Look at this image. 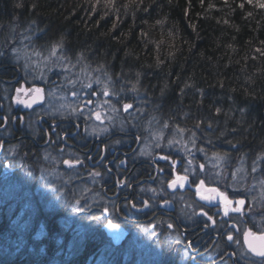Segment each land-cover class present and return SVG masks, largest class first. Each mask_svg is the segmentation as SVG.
I'll list each match as a JSON object with an SVG mask.
<instances>
[{
  "label": "flooded vegetation",
  "instance_id": "obj_1",
  "mask_svg": "<svg viewBox=\"0 0 264 264\" xmlns=\"http://www.w3.org/2000/svg\"><path fill=\"white\" fill-rule=\"evenodd\" d=\"M23 53L28 52L8 44L0 50V162L18 155L39 175L74 185L85 183L87 202H93L87 215L94 228L90 240L95 252L137 256L140 264L147 250L153 264L156 252L161 257L158 263L163 264H264V257L249 251L245 242L249 230L264 233V220L258 219L264 212L255 211L234 186L237 164L223 173L219 164L211 163L214 155L232 157L234 146H221L218 134L202 124L191 127L194 134L206 138L200 147L191 135L170 125L172 131L165 136L143 120L129 95L116 93L120 107L115 109L55 107L51 84L35 78ZM107 77L110 88H117L111 90L118 91L115 81ZM96 98L93 94L89 100ZM126 104L132 108L125 111ZM174 134L189 139L168 146ZM77 159L81 163L72 167L64 163ZM97 172L100 175H94ZM184 176L183 187L171 186ZM205 189H217L231 204ZM202 195L215 199L209 202ZM109 220L119 228H108Z\"/></svg>",
  "mask_w": 264,
  "mask_h": 264
},
{
  "label": "trees",
  "instance_id": "obj_2",
  "mask_svg": "<svg viewBox=\"0 0 264 264\" xmlns=\"http://www.w3.org/2000/svg\"><path fill=\"white\" fill-rule=\"evenodd\" d=\"M261 4L264 0H0V24L37 34L35 42L44 47L62 46L71 61L109 73L122 70L117 78L149 87L157 105L196 112L191 116L221 127L225 146L254 154L264 146ZM8 192L0 193V264H140L137 256L95 252L85 233L55 245V215L21 190ZM41 223L46 227L41 234L50 238L40 235ZM69 228L72 237L77 231Z\"/></svg>",
  "mask_w": 264,
  "mask_h": 264
},
{
  "label": "rangeland",
  "instance_id": "obj_3",
  "mask_svg": "<svg viewBox=\"0 0 264 264\" xmlns=\"http://www.w3.org/2000/svg\"><path fill=\"white\" fill-rule=\"evenodd\" d=\"M30 32L32 33L34 31ZM35 43V35H30L29 33L22 35L16 27L9 28L0 24V50L6 44L16 46L19 50H27L28 53L23 54L26 55V61L31 64L35 78L42 81H49L52 86V100L55 102V107L66 108L67 106L77 105V107L80 106L81 108L85 107L99 110L120 107L117 105V90H115L116 92L111 90L112 88H117H110V83L112 84V82H110L108 77H105V72H108L107 69L101 68L99 70L93 68L94 71H91L92 73L88 72L93 75L85 74L83 77L81 72L84 69L88 71L89 67H92L91 65L80 60H69L66 54L56 46L47 47V51H43L42 49H38L34 45ZM98 73H100V78L96 77ZM54 77L58 80L54 81ZM105 91L108 92V95H105ZM93 94L97 97L95 101L89 100ZM154 126H156L155 130L157 132L162 131V128H160L157 122ZM176 137L179 136L174 134L167 142V145L176 146V144H182L181 138ZM232 150V157L227 154H221L220 156L214 155L211 158V163L219 164L220 172L225 173L226 171L229 173L232 171V166L240 162L235 166L233 174L234 186L241 193H244V196L247 198L249 204L255 208V211L260 210L264 212V180L263 177L256 174L255 169L257 166L259 167L261 161L256 163L254 168L253 164L248 163L251 154L239 153L236 146ZM3 180H7V183L0 186L1 194L8 192L7 190L10 186L15 188L14 183H17L18 187L21 185L22 180L24 187L21 185L18 191L21 190L22 192L20 193L26 194L28 201L35 198L39 203L38 205L44 211L48 209L56 212L57 217H61V215L66 217L65 219L68 220L66 223L56 218L58 232L52 235L55 240V245H59V240H63L64 235L73 231L69 230V227L73 226L74 228L76 227L75 230L81 227L80 233H85L89 240L92 237L91 233L94 228L90 222L91 220L88 218L87 212L92 209L91 203L93 202H87L89 195L87 194L88 187L85 183L79 182L74 185L73 182L64 183L57 178L45 177L43 174L39 175L36 170H29L27 163L18 155L10 156L7 162H0V183ZM6 185L7 187H5ZM15 190L9 189V195L13 196L18 194ZM77 200H79V204L76 203ZM77 208L80 211H77ZM258 219L264 220V213L260 214ZM44 233L42 232V234ZM42 234L40 235H45ZM73 234L74 236L71 237V240H74V238L80 240L79 237L83 236L80 234L78 236L76 232H73ZM50 237L46 235V239ZM36 239L40 240V236ZM154 257L155 262H160V255L158 256L157 252L154 254ZM141 260L144 263L147 260L154 261L151 250L149 252L147 250L144 256L141 257Z\"/></svg>",
  "mask_w": 264,
  "mask_h": 264
},
{
  "label": "bare ground",
  "instance_id": "obj_4",
  "mask_svg": "<svg viewBox=\"0 0 264 264\" xmlns=\"http://www.w3.org/2000/svg\"><path fill=\"white\" fill-rule=\"evenodd\" d=\"M34 35H35V38H36L37 34H34ZM34 45L38 49H42L43 51H47V47H44L43 45H40V44H37V43H35ZM56 47H58L61 51H63L62 50V46L59 45V46H56ZM93 68L94 69L97 68V69L100 70L102 67H89L88 71L86 69H84L81 72L83 77H84L85 74L93 75V74H91L94 71ZM88 72H91V73H88ZM120 72H122V70L115 71L114 69H111L110 73H109V71L105 72V73H106V77L109 76L113 81H115L114 82L115 86L119 87V90L116 92L117 94H119V95L122 94L121 96H123V97H126V95H129L127 98H129L131 102L134 101L133 102L134 103V107L141 111V116H142L143 120H146L148 125L152 126L156 122L159 124V126H160V124L166 125V127L164 129H162L163 135H166V134H168V133H170L172 131V129L168 126V125H170L176 131L185 133L187 135H191L194 144L197 147H200V146L206 144L203 141L206 138H201V137L197 136L196 134H194V132H193V130L191 128L193 124H198V123L192 122L191 119L193 120V118L199 117L198 120L201 122V124L204 125L205 127L210 126L212 132L213 133H217L218 136H219V140L222 141V138H221V134L222 133H221V130H220V128H221L220 126L215 125V124H210V123H203V121L200 120V118H201L200 116L192 117L191 114L196 113V112H193V111H190V110H175V112H172L173 109H170L169 107L168 108H163V104L162 105H157L158 100H157L156 96L154 97V94H153L152 91H150L149 87L145 86L144 88H140V87H137V86H139L137 83H129V82H131L132 79H126V77L117 78V76L120 74ZM96 75L95 76L97 78L101 77V76H99L100 73H98ZM131 92H133V93L131 94ZM198 120L196 119V121H198ZM204 137H207V135H204ZM210 138H211L210 140H212V141H218L216 137H210ZM187 139H189V136H187L186 138H185V136H182L181 137L182 143L185 142ZM220 143H221V146L225 147L224 143H222V142H220ZM190 144H192V142L184 144V147L187 148ZM180 145H182V144H180ZM237 149H238L239 153H242V154L244 153L242 151H239V148H237ZM257 150L258 151L255 152L254 154L251 153V156L248 159L249 160L248 163L249 164H253V167L255 168L256 163L261 161L260 164H259V167L257 166V168H255V169H256V174H258L261 177H263L264 176L263 175V172H264V146L260 147ZM220 152H223V151L220 149ZM239 163L240 162H237L236 164L238 165ZM3 181H4V183H7V180L6 181L3 180ZM0 185L2 186L1 183H0ZM7 185H9V184H7ZM7 185L5 187H7ZM21 185L24 187V184L22 183V180H21ZM21 185H19L18 187H21ZM14 186H15V188H12L10 186L9 189L10 190L17 189V190H15V192H18L17 183H14ZM46 212L47 213H53L55 215V218L63 220V223H66L68 221V220L65 219L66 217H63L62 215H61V217H57V213L56 212L50 211L48 209H45V213ZM43 225H44V223H41L39 225L40 234H41ZM44 228L46 229L45 226H44ZM72 228H74V226ZM81 229H82L81 227L79 229H76L78 234L80 233ZM44 234L43 235H44V240H45L46 239V232ZM66 239L70 240L71 239V234L67 233L66 235H64L63 236V240H66ZM147 262L149 264H153L152 260H147ZM156 264H159V263H156Z\"/></svg>",
  "mask_w": 264,
  "mask_h": 264
},
{
  "label": "snow or ice",
  "instance_id": "obj_5",
  "mask_svg": "<svg viewBox=\"0 0 264 264\" xmlns=\"http://www.w3.org/2000/svg\"><path fill=\"white\" fill-rule=\"evenodd\" d=\"M249 2H251V0H249ZM261 7H264V4H261L260 5ZM37 92H40L41 90L37 89L35 90ZM105 95H108V92L105 91ZM18 102H21L23 103V101H18ZM90 102V101H89ZM28 107H31L30 104L27 105ZM132 108V105L131 104H126L124 106V110L127 111L128 109ZM219 111V110H217ZM96 115V119H101V115L99 112L95 113ZM164 159H168V157H163ZM64 163L68 164L69 167H72L74 164H79L81 163V161L79 159H77L76 161H65ZM123 163V162H122ZM203 167V166H201ZM255 170V169H254ZM94 175H100L98 172L95 173ZM187 180V177L184 176V177H177L176 180L172 181V185L171 186H175L179 183L180 187H183V182ZM200 185L201 187L203 188L204 187V184H203V181L200 182ZM206 191L210 192V193H216L217 195L221 196L224 198V200L228 203V204H231V201H228L227 200V197L224 196L223 193H219V191L217 189H205ZM202 199L204 200H207L209 202H211L213 199H215V196L213 195H202L201 197ZM77 204H79V200L76 201ZM167 203V201H166ZM243 201H239V204L243 205ZM133 207H135V205H132ZM227 210L226 209V214H227ZM232 211H241L242 209L241 208H233L231 209ZM77 211H80L79 208H77ZM105 211H107V209H105ZM205 216H207L208 214L207 213H204ZM96 219V218H94ZM209 220L212 219L211 216L208 217ZM107 227L110 228V229H113V230H116L119 228V225L118 224H114L111 222V220L108 221V224H107ZM169 227H172V225H169ZM227 239L229 241H232L233 240V236L232 235H228ZM245 242L247 243L248 245V249L249 251H251L252 253H254L256 256H259V257H264V233H261L259 235H257L256 233L252 232L251 230H249L246 235H245ZM238 243V241H237Z\"/></svg>",
  "mask_w": 264,
  "mask_h": 264
}]
</instances>
